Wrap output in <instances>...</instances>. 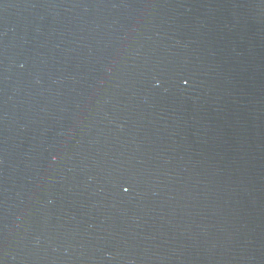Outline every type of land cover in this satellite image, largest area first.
Here are the masks:
<instances>
[{
  "label": "water",
  "instance_id": "1",
  "mask_svg": "<svg viewBox=\"0 0 264 264\" xmlns=\"http://www.w3.org/2000/svg\"><path fill=\"white\" fill-rule=\"evenodd\" d=\"M0 264H264V0H0Z\"/></svg>",
  "mask_w": 264,
  "mask_h": 264
},
{
  "label": "snow or ice",
  "instance_id": "2",
  "mask_svg": "<svg viewBox=\"0 0 264 264\" xmlns=\"http://www.w3.org/2000/svg\"><path fill=\"white\" fill-rule=\"evenodd\" d=\"M126 191H127V189H126Z\"/></svg>",
  "mask_w": 264,
  "mask_h": 264
}]
</instances>
